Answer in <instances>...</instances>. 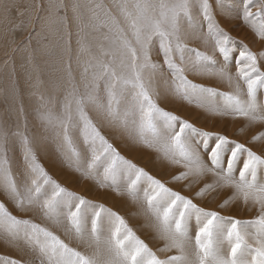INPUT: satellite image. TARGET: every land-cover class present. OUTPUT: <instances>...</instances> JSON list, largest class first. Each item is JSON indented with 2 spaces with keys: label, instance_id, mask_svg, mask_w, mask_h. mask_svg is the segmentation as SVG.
Segmentation results:
<instances>
[{
  "label": "snow or ice",
  "instance_id": "6c2138e0",
  "mask_svg": "<svg viewBox=\"0 0 264 264\" xmlns=\"http://www.w3.org/2000/svg\"><path fill=\"white\" fill-rule=\"evenodd\" d=\"M13 7L5 5L6 16ZM35 8L42 13L36 18L40 31L29 33L22 49L29 60L33 39L40 43L47 38L44 32L62 30L71 52L70 9L78 25L82 70L77 81L68 63L57 110L38 112L42 132L11 133L19 138L17 171L9 156L16 145L0 126V238L30 254L28 259L0 255V264H264V149L258 154L245 143L166 111L159 104L158 86L163 85L165 97L194 104L210 116L247 121L241 133L264 125V102L258 95L264 92V50L254 52L235 40L215 11L242 21L264 41V0H215V9L212 0H71L70 5L46 0ZM85 30L98 34L95 51ZM190 75L226 83L230 90L196 83ZM40 83L37 78L35 87ZM39 99L49 103L43 95ZM104 129L182 169L170 183L187 181L184 188L192 194L173 190L126 159ZM48 139L57 142L63 163L84 180L139 204L144 227L162 245L153 250L118 212L55 180L38 158ZM248 143L264 145V130ZM207 176L211 180L194 190ZM223 189L232 194L221 209L241 200L256 209L255 218L224 217L198 203L211 202ZM9 203L20 213L38 214L66 239L14 215Z\"/></svg>",
  "mask_w": 264,
  "mask_h": 264
},
{
  "label": "rangeland",
  "instance_id": "374dc122",
  "mask_svg": "<svg viewBox=\"0 0 264 264\" xmlns=\"http://www.w3.org/2000/svg\"><path fill=\"white\" fill-rule=\"evenodd\" d=\"M40 2H46V0H0V126L8 129L10 142L15 143L16 145V147L9 153L14 171H17L20 168L21 154L18 145L19 138L11 136V133L19 131L25 132L31 136L35 133L42 132L43 129L41 128V122L38 118V112H43L46 108L54 111L57 110L64 95V88L62 85L66 79L68 63H71L72 73L76 76L77 81H79L80 72L82 70L81 65L77 62L78 45L76 40L78 25L71 19L72 13L70 9L68 12V30L71 32L70 53L66 50L67 46L65 41L67 36L62 30L42 33V35L47 38L41 40L40 43H37V41L33 39L31 44V60H29V52L22 50L29 33L34 34V31H40V27L36 23V18L42 13L35 8V5ZM64 2L70 5L71 0H64ZM212 2L215 9V0H212ZM105 3H109V0H105ZM5 5L15 6L7 16L5 14ZM215 11L221 27L229 32L235 40L243 41V43L247 44L254 52L264 50V41H260L252 30L244 25L242 21L221 14L219 9H215ZM30 17L32 20L31 24H29ZM86 19L87 17L85 16V20ZM85 31L87 33L88 42L91 44L93 51H95L96 45L99 43L98 34L91 33L89 30ZM190 46L200 47V44L198 41H190ZM209 51L211 50L209 49ZM83 59H86V57L81 56V60ZM37 78L41 81L39 87H35ZM189 78L193 79L196 83L216 87L221 92H227L230 90L226 83H221L217 80L191 75ZM158 86L162 93L159 104L166 111L173 112L182 119H186L189 122L196 124L195 126L198 128L217 132L228 136L229 139L245 143L247 146L252 147L254 151H257L258 154L264 149V145H251L248 143L252 135L264 130V125H255L251 129L241 133V128L247 124V121L243 119H232L231 117L221 118L210 116L208 113H205L203 109L197 108L194 104H188L184 101L177 100L172 96L165 97L163 95V85L160 84ZM40 95H43L49 101L47 105L42 104L39 99ZM258 95L260 101L264 102V92H261ZM175 104L178 106L180 104L182 105L178 107ZM21 106H23V113L20 112ZM182 107H184V109ZM92 115L95 119V113H92ZM104 131L110 139V142L113 143L114 147H116L126 159L131 160L138 167L144 168L145 171L149 172L151 175L161 179L163 182L167 183L169 187H172L173 190L181 191L184 195L192 194L184 188L187 181L179 184L170 183L171 176L182 169L170 166L166 162L161 161L156 152L132 143L126 136L122 137L111 129H104ZM226 131H230V134H227ZM38 158L48 173L63 187L96 203H103L106 207L118 212L128 222L129 227L136 232V235L146 243L149 242V246L155 250V247L158 245L157 243L155 244V242L153 244L151 239L153 233L143 226L145 224L143 220L145 219L142 218L143 216L140 213L141 206L139 204L134 203L126 196H117L110 189H99L92 181L84 180L78 173L69 169L62 161L57 142L52 139L44 141L40 146ZM210 179L211 178L208 179L205 177L199 184L195 185L194 190H198L199 187H202L203 184L210 181ZM223 190L219 191L215 197H217V195L219 196L214 200H211V202L205 200L202 202L198 201V203L209 210L220 211V215L224 217H231L232 219L241 221L255 218L257 214L256 209H250L245 206L241 200L235 201L226 209L224 208L225 213H223L224 210H222L219 205L232 194V189H227V191L226 189ZM96 192L100 193L101 196H98V193ZM0 199H3V197L0 196ZM8 206L13 214L17 215L19 218L32 219L34 222L44 224L60 235L61 238L66 239L62 230L43 221L38 214L20 213L10 203ZM128 207H132L131 209L133 210L130 208L129 210ZM121 210L123 214H121ZM147 235L148 238H146ZM159 243L162 245V242ZM72 245L76 246V242L73 241ZM21 247L23 246L21 245ZM0 255H6L16 259H28L30 254H27L26 250L25 254H22L19 250L7 246L4 240L0 238Z\"/></svg>",
  "mask_w": 264,
  "mask_h": 264
},
{
  "label": "bare ground",
  "instance_id": "6f19581e",
  "mask_svg": "<svg viewBox=\"0 0 264 264\" xmlns=\"http://www.w3.org/2000/svg\"><path fill=\"white\" fill-rule=\"evenodd\" d=\"M176 104H178V103H176ZM176 104H175V105H176ZM181 105H182V104H180L179 106H181ZM176 106H178V105H176ZM179 106H178V107H179ZM183 106H184V105H183ZM180 108H181V107H180ZM182 108L184 109V107H182ZM187 109H189V108H187ZM187 109H186V111H187ZM190 111H191V110H190ZM203 111H204V110H203ZM204 112H205V111H204ZM205 113H207V112H205ZM197 115H198V113H197ZM190 116H191V115H190ZM202 117H203V116H202ZM204 117H206V116H204ZM188 118H189V117H188ZM193 118H194V116H193ZM189 119H190V118H189ZM195 119H196V117H195ZM192 120H193V119H192ZM195 125H196V124H195ZM209 126H210V125H209ZM209 126H208V127H209ZM210 130H211V129H210ZM219 130H220V129H219ZM219 130H218V131H219ZM226 130H227V129H226ZM232 132H233V131H232ZM226 133H227V134H230V131H226ZM142 150H143V149H142ZM143 151H144V150H143ZM144 157H145V156H144ZM141 159H142V158H141ZM143 159H144V158H143ZM141 162H142V160H141ZM170 168H171V167H170ZM170 168H168V169H170ZM60 172H61V171H60ZM168 172H169V171H168ZM170 172H171V171H170ZM54 173H55V172H54ZM58 173H59V172H58ZM61 176H62V174H61ZM65 176H67V175H65ZM207 178L209 179V178H211V177H210V176H207ZM210 180H211V179H210ZM206 181H207V180H206ZM76 189H77V188H76ZM80 190H81V188H80ZM83 191H84V190H83ZM223 191H224V190H223ZM226 191H227V189H226ZM96 193H98V192H96ZM83 194H84V193H83ZM99 194H100V193H98V196H101V194H100V195H99ZM190 194H191V193H190ZM91 195H92V193H91ZM214 195L216 196V194H214ZM103 196H104V195H103ZM218 196H219V195H217V197H218ZM217 197H216V198H217ZM93 198H94V196H93ZM125 200H126V199H125ZM128 201H129V200H128ZM100 202H101V201H100ZM201 202H202V201H201ZM241 202H242V201H241ZM124 203H125V202H124ZM236 203H237V202H236ZM206 204H207V203H206ZM206 204H204V205H206ZM210 204H211V203H210ZM213 204H214V202H213ZM237 204H239V203H237ZM124 205H125V204H124ZM239 205H240V204H239ZM239 205H238V206H239ZM135 206H136V205H135ZM135 206H134V208H135ZM230 206H231V205H230ZM230 206H229V207H230ZM115 208H116V207H115ZM123 208H124V207H123ZM123 208H122V209H123ZM129 208H130V207H128V209H129ZM131 208H132V207H131ZM131 208H130V209H131ZM120 209H121V208H120ZM130 209H129V210H130ZM136 209H137V208H136ZM136 209H135V211H136ZM138 209H139V208H138ZM225 209H226V208H225ZM125 210H126V207H125ZM131 210H133V209H131ZM222 210H224V209H222ZM228 210H229V209H228ZM140 211H141V210H140ZM140 211H139V212H140ZM123 212H124V211H123ZM125 212H126V211H125ZM137 212H138V211H137ZM219 212H220V211H219ZM230 212H231V211H230ZM238 212H239V211H238ZM128 213H129V212H128ZM140 213H141V212H140ZM221 213H222V212H221ZM223 213H225V210L223 211ZM121 214H123V213H122V210H121ZM131 214H132V213H131ZM226 214H227V213H226ZM234 214H235V213H234ZM136 215H137V213H136ZM138 217H139V216H138ZM140 217H141V216H140ZM142 218L144 219V217H142ZM142 218H141V219H142ZM38 219H39V218H38ZM143 221L145 222V220H143ZM140 225H141V224H140ZM143 226H144V225H143ZM143 226H142V227H143ZM144 228H145V227H144ZM140 230H141V229H140ZM149 230H150V229H149ZM144 232H145V231H144ZM150 232H151V230H150ZM147 233H149V232H147ZM151 235H152V234H151ZM145 237H146V236H145ZM150 237H151V236H150ZM146 238H148V235H147ZM148 240H149V239H148ZM148 240H146V241H148ZM152 241H153V240H152ZM148 243H149V242H148ZM156 243H157V245H161L159 242H155V244H156ZM151 244H152V242H151ZM153 244H154V241H153ZM153 244H152V246H153ZM150 247H151V246H150ZM155 248H156V247H155Z\"/></svg>",
  "mask_w": 264,
  "mask_h": 264
}]
</instances>
